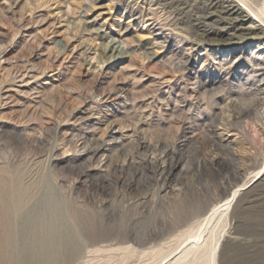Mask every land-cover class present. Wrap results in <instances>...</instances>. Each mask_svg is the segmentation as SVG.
<instances>
[{
    "label": "rangeland",
    "instance_id": "obj_1",
    "mask_svg": "<svg viewBox=\"0 0 264 264\" xmlns=\"http://www.w3.org/2000/svg\"><path fill=\"white\" fill-rule=\"evenodd\" d=\"M205 6L0 0V264H264V44Z\"/></svg>",
    "mask_w": 264,
    "mask_h": 264
},
{
    "label": "bare ground",
    "instance_id": "obj_2",
    "mask_svg": "<svg viewBox=\"0 0 264 264\" xmlns=\"http://www.w3.org/2000/svg\"><path fill=\"white\" fill-rule=\"evenodd\" d=\"M204 1L206 4V6L204 7L205 8L204 15L202 17L196 16L194 18V22H195L194 25H195L196 29L198 31H201L200 32L201 39H199V40L196 39V40H198L201 43L212 42L213 43L212 45L217 46V47L224 45V44L228 45V48L226 49L228 51L226 54V58H229L230 56H234L235 54H237V52L240 51L239 49H237L239 47V45L243 44V43L245 44L247 40H251V39L253 40L254 39L255 41H257L259 43V46L264 44V19L258 13L254 12L252 10V8L250 7V5L244 4V5H246V6H244L238 0H204ZM220 1H222L224 3H228V4H227V6L223 7L222 13H220V19L221 20L218 23L220 25V27H217V29H216V31H217L216 36H218V38L216 39V38H213V29H211V27L209 26L210 25L209 22H211L210 20L212 19V16L215 15V8L219 7L218 4L220 3ZM91 2H93V1H91ZM262 9L264 10V5H263ZM250 11H253L254 14H252ZM191 46L194 49L195 46L197 47V43L196 42L192 43ZM112 47H113L112 48L113 50H116V52H118L117 47H115V46H112ZM234 47L236 49H234ZM231 66H234L233 62L230 63V66L228 68H231ZM263 70H264V68L262 69V71ZM18 73H20V72H18ZM101 95H103V93ZM259 99H260V101L264 102V88L263 87L261 89V97ZM247 110H248L247 111L248 117L254 116V117H257L261 120L264 119V111L263 110L260 111L258 109H253L250 107ZM223 117H224V115H223ZM218 135L221 136V133H219ZM101 137L102 138H110V140H111L110 143H111L113 140L116 139L117 132H116L115 128L111 126L102 133ZM106 142H108V141H106ZM239 190L240 189H237V190L235 189V191H233L234 193H231L232 195L229 199L230 201H233L236 198L237 194L239 193Z\"/></svg>",
    "mask_w": 264,
    "mask_h": 264
}]
</instances>
